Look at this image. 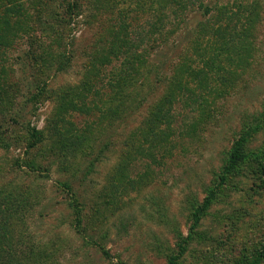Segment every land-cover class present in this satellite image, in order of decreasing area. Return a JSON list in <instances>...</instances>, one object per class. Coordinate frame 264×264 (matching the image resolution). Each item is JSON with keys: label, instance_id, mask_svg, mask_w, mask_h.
I'll use <instances>...</instances> for the list:
<instances>
[{"label": "rangeland", "instance_id": "1", "mask_svg": "<svg viewBox=\"0 0 264 264\" xmlns=\"http://www.w3.org/2000/svg\"><path fill=\"white\" fill-rule=\"evenodd\" d=\"M77 1L79 13L68 23L65 14L60 19L64 0H0V13L11 16L0 15V187L24 192L29 203L19 213L16 236L45 264H166L178 232L191 236L177 264L252 260L264 247V126L246 145L249 166L228 175L192 229L190 216L217 182L234 137L262 112L264 0H257L242 65L237 50L224 64L234 71L226 91L210 95L208 111L192 127L198 111L172 104L169 141L154 145L152 155L140 151L147 110L172 71L202 65L198 52L205 42L198 40L195 51L194 41L205 16L194 4L182 22L169 17L164 32H172L158 35L150 47L149 71L140 67L137 82L115 99L106 80L121 57L96 62L115 14L110 18L105 0ZM247 1L204 0L233 9ZM150 14L139 15L140 26ZM78 92H85L89 111L68 109L67 123L54 129L60 98H77ZM114 104L120 106L118 116L106 112ZM64 125L78 134L90 128L80 149L58 142ZM31 127L43 136L34 146H28ZM125 159L135 183L127 182L120 192L122 174L116 167ZM75 203L82 231H76Z\"/></svg>", "mask_w": 264, "mask_h": 264}, {"label": "trees", "instance_id": "2", "mask_svg": "<svg viewBox=\"0 0 264 264\" xmlns=\"http://www.w3.org/2000/svg\"><path fill=\"white\" fill-rule=\"evenodd\" d=\"M119 1V0H118ZM108 3L111 23L107 29V37H105V46L101 51L104 53L101 58L97 59V63L103 65L118 61L119 64L111 71L109 78L106 80L110 89L118 96L120 91L137 82V73L140 67H143L145 74L149 71L150 64V47L156 46V37L167 33L164 27L166 20L170 18L176 21H183L190 6L196 4V9L201 11V15L205 16L206 22L200 24V29L196 32V41H194V50L199 46V41L205 42L201 51L198 52L199 60L202 65L194 68L190 64H184L173 71L168 77L164 92L157 101L147 110L146 117L143 121L144 128L142 130V146L140 151L143 155L153 154L151 149L160 147L161 144L169 141L171 135V124L169 110L172 104L182 102L192 110H197L199 119L193 120L192 125H196L198 121L204 118V114L208 111L214 99L226 91L227 84L231 78H234V71L226 69L224 64L230 58V54L237 50L239 63L243 59V52L247 53L249 38L251 37V26L257 18V0H251L237 8H228L226 5L214 2L205 3L204 0H121L119 4L115 0H105ZM114 4L111 5L110 3ZM79 4L77 0H64L63 14L60 19L67 16L68 23L75 15L79 13ZM151 13L144 22V27L139 24V15ZM1 18L11 17L10 12L0 13ZM131 20V21H129ZM7 24L9 22H6ZM172 30L168 33L170 34ZM148 44H145V42ZM244 53V54H245ZM238 65H242L241 63ZM91 67H96L92 64ZM225 74L221 71L225 70ZM98 74V69H95ZM217 73H220V78ZM188 78V80H187ZM218 81V82H217ZM191 83H194L192 86ZM218 85L214 86V84ZM90 84L87 88L89 89ZM211 95V97H210ZM85 92L77 94V98L73 95L60 98V110L58 116L53 121L54 129L58 122H64V114L68 109L80 110V113L88 112L89 106L85 104ZM123 95L119 96V101ZM36 99V98H34ZM208 104V105H207ZM115 105V104H114ZM109 106L106 112L113 116H118V105ZM206 105L208 107H206ZM96 106V105H95ZM206 107V109H205ZM209 113V112H208ZM63 125V124H61ZM264 126V106L262 112L243 124L238 135L234 137L229 149L226 151L224 164L217 175V182L209 192L204 196L191 212V229L195 226L204 211L209 206L217 193L220 185L224 184L228 175L237 174L244 165L249 166V152L246 149L250 138L259 129ZM58 130V128H56ZM90 128L80 130V133H72V128L64 125L63 132L59 133V140L67 145L71 150H78L88 139ZM42 132L34 127L29 129L28 146H34L42 141ZM153 140L155 143L153 144ZM130 160H122L117 164L116 169L122 174V186L120 192L125 190V184H134L135 180L130 179L127 168ZM112 189L116 195L119 193L117 183ZM24 192L13 193L6 188L0 187V264H45L40 258L34 257V252L26 250L23 240L16 236L15 228L19 224L21 212L28 205V200L22 198ZM75 222L78 225L76 231H82L79 227L81 218L79 216V208L77 204H73ZM191 234L176 233V243L174 251L167 254L166 264H177L178 259L186 250ZM24 251V252H23ZM106 254L107 252L104 251ZM264 255V247L258 251L255 257L247 261L245 264H261ZM20 258V259H19Z\"/></svg>", "mask_w": 264, "mask_h": 264}]
</instances>
